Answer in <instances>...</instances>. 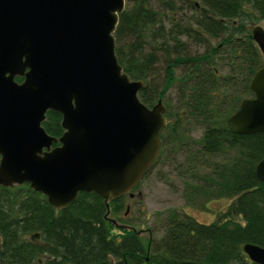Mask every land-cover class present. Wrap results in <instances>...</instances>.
I'll return each mask as SVG.
<instances>
[{"label": "trees", "instance_id": "1", "mask_svg": "<svg viewBox=\"0 0 264 264\" xmlns=\"http://www.w3.org/2000/svg\"><path fill=\"white\" fill-rule=\"evenodd\" d=\"M262 19L264 0H126L113 32L122 71L143 83L138 99L164 107L151 168L170 166L185 205L204 209L209 199L228 198L215 220L168 207L157 212L161 235L142 239L118 217L127 194L108 203L116 226L92 192L55 209L27 183L0 187V264H257L242 245L264 248V183L254 173L264 133H233L226 118L252 96L248 81L262 56L248 26ZM41 125L50 136L62 133L52 110Z\"/></svg>", "mask_w": 264, "mask_h": 264}, {"label": "water", "instance_id": "2", "mask_svg": "<svg viewBox=\"0 0 264 264\" xmlns=\"http://www.w3.org/2000/svg\"><path fill=\"white\" fill-rule=\"evenodd\" d=\"M125 1L0 0V187L27 183L55 209L92 192L116 226L108 203L134 196L130 191L159 154L166 123L160 99L143 104L142 81L130 80L115 57L113 32ZM251 39L264 57L260 26L251 28ZM248 89L252 96L240 100L227 128L264 133V63ZM47 110L60 115L58 137L41 125ZM254 173L264 183V156ZM29 237L37 242L38 234ZM242 251L264 264V248L246 243Z\"/></svg>", "mask_w": 264, "mask_h": 264}, {"label": "rangeland", "instance_id": "3", "mask_svg": "<svg viewBox=\"0 0 264 264\" xmlns=\"http://www.w3.org/2000/svg\"><path fill=\"white\" fill-rule=\"evenodd\" d=\"M252 25H258L264 30V19L254 21L250 26ZM263 63L264 58L262 57ZM189 135L196 138L198 132L192 131ZM133 193L135 194L133 197L125 196L123 198V204L128 208L126 210L125 207L126 216L121 223L140 230L148 228L151 230V238L154 239L162 233L161 214L166 208L174 207L192 216L198 222L209 223L216 219L219 212L225 210L230 201L228 198L209 199L205 202L204 209L185 205L181 197V181L174 177L168 165L150 168ZM122 211L123 208L118 217L123 218ZM157 212L161 214H157ZM146 236L147 234L144 232L142 239H145Z\"/></svg>", "mask_w": 264, "mask_h": 264}, {"label": "flooded vegetation", "instance_id": "4", "mask_svg": "<svg viewBox=\"0 0 264 264\" xmlns=\"http://www.w3.org/2000/svg\"><path fill=\"white\" fill-rule=\"evenodd\" d=\"M249 28H248V31H249V36L251 37V28L253 27V25L252 26H248ZM254 42V41H253ZM255 43V42H254ZM256 45V44H255ZM257 46V45H256ZM258 48V47H257ZM259 50V49H258ZM260 52V51H259ZM260 55L262 56V54L260 53ZM263 57V56H262ZM264 58V57H263ZM133 191V190H132ZM123 216H126V213L123 215ZM125 227H130L129 225L127 226H125ZM137 234H139V236L140 237H142V234L144 233V232H146V234H147V236H146V238L147 239H150L151 238V236H150V234H151V231H150V229H148V228H146L145 230H138V231H135Z\"/></svg>", "mask_w": 264, "mask_h": 264}]
</instances>
